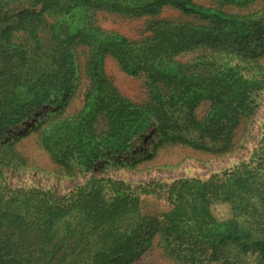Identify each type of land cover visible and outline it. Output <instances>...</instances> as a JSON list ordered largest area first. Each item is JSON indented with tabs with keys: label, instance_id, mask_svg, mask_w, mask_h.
I'll return each mask as SVG.
<instances>
[{
	"label": "trees",
	"instance_id": "1",
	"mask_svg": "<svg viewBox=\"0 0 264 264\" xmlns=\"http://www.w3.org/2000/svg\"><path fill=\"white\" fill-rule=\"evenodd\" d=\"M254 1L0 0V264H136L153 246L172 264H264V133L255 159L206 179L102 176L147 165L166 146L234 152L237 118L264 84V4ZM165 9L189 20L156 19ZM97 13L147 17L148 35L106 31ZM107 58L142 80V102L119 94ZM243 63L257 78L245 77ZM82 78L80 106L68 112ZM199 107L206 111L197 119ZM29 120L28 131L10 138ZM181 126L222 143H196ZM31 135L53 173L84 181L62 195L9 187L1 168L29 167L15 145ZM149 195L167 202L158 219L141 214ZM215 202L230 206V220L212 217Z\"/></svg>",
	"mask_w": 264,
	"mask_h": 264
},
{
	"label": "rangeland",
	"instance_id": "2",
	"mask_svg": "<svg viewBox=\"0 0 264 264\" xmlns=\"http://www.w3.org/2000/svg\"><path fill=\"white\" fill-rule=\"evenodd\" d=\"M192 1L206 8H214L220 3V0ZM261 4H264V0H256L251 4V7L256 8ZM156 19L181 20L185 22L189 20L171 9L163 10ZM150 20L147 17L132 19L104 13H97L95 15V23L99 27L106 31L119 33L131 40H138L148 35L147 27ZM242 65V67L246 68L243 72L245 77L257 78L256 68L251 67V65H245V63ZM104 71L116 90L123 97L137 103L142 102L146 98V90L142 80L123 73L112 59H105ZM85 86L86 82L82 78L77 96L68 105V112L80 106ZM253 92L248 100V109L245 110V114L238 116V122L232 131L234 132L233 142L236 147L233 153L225 155V157H217L196 151V149H191L186 145L166 146L160 150L158 157L152 162L146 163L147 165H141L135 170L115 166L104 171L102 176L134 183L173 181L181 178L206 179L214 173L228 171L240 162L247 163L253 154V159H255V154L257 155L259 152V150H256L257 146L259 147V141L264 133L261 128L264 120V84L260 83ZM205 111L204 107H199L195 113L197 119H200ZM183 117H185L183 112L176 115V119L180 125L182 124ZM31 125L32 120L25 121L12 131L10 138L17 137L28 131ZM180 132L183 136L194 140L196 143H204L206 147L213 146V148H216L222 143V136L213 139L210 136L200 138L197 132L189 128L187 131L183 128V131L180 130ZM15 148L27 161L29 167L11 169L9 166H5L1 168L5 175L6 184L11 188L37 187L40 189H50L57 195H62L68 193L74 185L84 181L85 176L75 175L73 178H67L53 173L55 167L50 164L49 159L38 149L34 135L24 137L15 145ZM254 150L256 151L254 152ZM143 167L146 168L144 169ZM251 167H253V164ZM96 175L101 176L100 173H96ZM167 210V202L154 195L145 196L141 199V214L144 216H153L158 219ZM210 212L212 217L218 222H224L232 218L231 208L227 203H213L210 206ZM136 264L172 263L162 255L156 246H153L151 251Z\"/></svg>",
	"mask_w": 264,
	"mask_h": 264
}]
</instances>
